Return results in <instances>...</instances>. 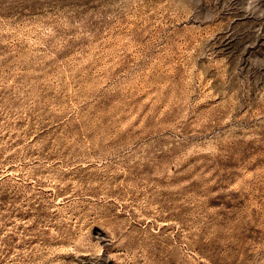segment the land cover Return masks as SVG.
I'll return each instance as SVG.
<instances>
[{"label":"rangeland","instance_id":"rangeland-1","mask_svg":"<svg viewBox=\"0 0 264 264\" xmlns=\"http://www.w3.org/2000/svg\"><path fill=\"white\" fill-rule=\"evenodd\" d=\"M0 264H264V0H0Z\"/></svg>","mask_w":264,"mask_h":264}]
</instances>
